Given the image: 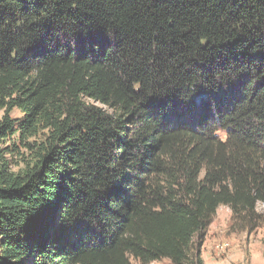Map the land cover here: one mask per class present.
I'll use <instances>...</instances> for the list:
<instances>
[{
	"label": "trees",
	"instance_id": "1",
	"mask_svg": "<svg viewBox=\"0 0 264 264\" xmlns=\"http://www.w3.org/2000/svg\"><path fill=\"white\" fill-rule=\"evenodd\" d=\"M0 110V264H203L264 204V0H0Z\"/></svg>",
	"mask_w": 264,
	"mask_h": 264
},
{
	"label": "rangeland",
	"instance_id": "2",
	"mask_svg": "<svg viewBox=\"0 0 264 264\" xmlns=\"http://www.w3.org/2000/svg\"><path fill=\"white\" fill-rule=\"evenodd\" d=\"M4 114L0 110V120ZM10 117H21L13 110ZM219 135L223 137V133ZM251 221L234 217L228 207L220 206L207 228L201 248L203 264H264V204L258 203ZM131 264H140L131 260ZM152 264H170L167 260Z\"/></svg>",
	"mask_w": 264,
	"mask_h": 264
}]
</instances>
